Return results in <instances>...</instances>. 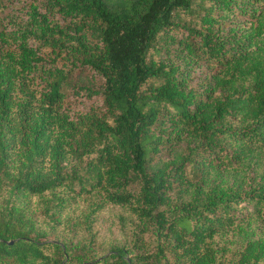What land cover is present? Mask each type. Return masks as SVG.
Wrapping results in <instances>:
<instances>
[{"label":"trees","instance_id":"obj_1","mask_svg":"<svg viewBox=\"0 0 264 264\" xmlns=\"http://www.w3.org/2000/svg\"><path fill=\"white\" fill-rule=\"evenodd\" d=\"M0 13V264H264V0Z\"/></svg>","mask_w":264,"mask_h":264},{"label":"rangeland","instance_id":"obj_2","mask_svg":"<svg viewBox=\"0 0 264 264\" xmlns=\"http://www.w3.org/2000/svg\"><path fill=\"white\" fill-rule=\"evenodd\" d=\"M13 5L16 4L13 2ZM10 13L14 15V12L8 7L4 8L2 12L4 16L10 15ZM126 218L127 214L119 208H108L100 214L93 231L96 244L101 247V252H105L109 246L122 241L120 226L122 222H127Z\"/></svg>","mask_w":264,"mask_h":264}]
</instances>
